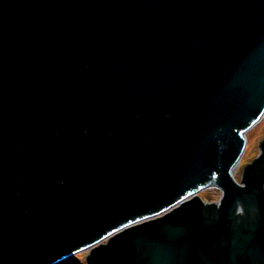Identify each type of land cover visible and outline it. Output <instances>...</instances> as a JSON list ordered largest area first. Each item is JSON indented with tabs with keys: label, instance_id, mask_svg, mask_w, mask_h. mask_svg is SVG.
Returning <instances> with one entry per match:
<instances>
[{
	"label": "water",
	"instance_id": "95a60500",
	"mask_svg": "<svg viewBox=\"0 0 264 264\" xmlns=\"http://www.w3.org/2000/svg\"><path fill=\"white\" fill-rule=\"evenodd\" d=\"M263 118L264 0H0V264H264Z\"/></svg>",
	"mask_w": 264,
	"mask_h": 264
},
{
	"label": "rangeland",
	"instance_id": "374dc122",
	"mask_svg": "<svg viewBox=\"0 0 264 264\" xmlns=\"http://www.w3.org/2000/svg\"><path fill=\"white\" fill-rule=\"evenodd\" d=\"M249 141H250V145L248 147L247 155L246 156L244 155L245 157L241 163V167L235 176V179L239 184L242 183V176L246 166L251 164L253 161H255L261 154V144L264 141V126L259 128V131L255 133H251L249 137ZM199 196L202 199V201L205 203V206H207L208 204H213V203L218 204L222 198V192L220 189L217 190L216 188H212L203 191L202 193L199 194ZM215 212H216L215 210L209 211L210 214ZM103 244H107V241H105ZM89 255H90V249L74 255L72 258L66 260L62 264H88L87 259Z\"/></svg>",
	"mask_w": 264,
	"mask_h": 264
},
{
	"label": "bare ground",
	"instance_id": "6f19581e",
	"mask_svg": "<svg viewBox=\"0 0 264 264\" xmlns=\"http://www.w3.org/2000/svg\"><path fill=\"white\" fill-rule=\"evenodd\" d=\"M264 118L259 122L257 123L253 128H251L250 130L247 131V133L245 134V143H246V147L244 149V154L242 156V159L239 161L238 164L235 165L234 169L232 170V175L233 177L235 178L236 174L238 173L240 167H241V163L244 159V157L247 155V152H248V147L250 145V141H249V137H250V134L251 133H255L257 131H259V128L263 127L264 125ZM262 125V126H261ZM261 126V127H260ZM245 155V156H244ZM212 187L216 188L217 190H219L220 188L219 187H215V186H207L205 188H203L202 190L205 191V190H209V189H212ZM201 191V193L203 192ZM200 194V193H199ZM206 216H208V214H206ZM72 258V257H71ZM68 260V259H67Z\"/></svg>",
	"mask_w": 264,
	"mask_h": 264
}]
</instances>
